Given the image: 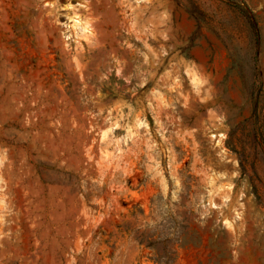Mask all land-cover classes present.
<instances>
[{
    "label": "rangeland",
    "instance_id": "1",
    "mask_svg": "<svg viewBox=\"0 0 264 264\" xmlns=\"http://www.w3.org/2000/svg\"><path fill=\"white\" fill-rule=\"evenodd\" d=\"M0 264H264V0H0Z\"/></svg>",
    "mask_w": 264,
    "mask_h": 264
}]
</instances>
